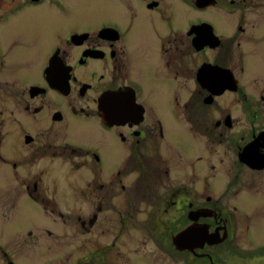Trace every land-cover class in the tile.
<instances>
[{"label":"flooded vegetation","instance_id":"af4514ba","mask_svg":"<svg viewBox=\"0 0 264 264\" xmlns=\"http://www.w3.org/2000/svg\"><path fill=\"white\" fill-rule=\"evenodd\" d=\"M101 1L0 0V264H264V0Z\"/></svg>","mask_w":264,"mask_h":264},{"label":"rangeland","instance_id":"374dc122","mask_svg":"<svg viewBox=\"0 0 264 264\" xmlns=\"http://www.w3.org/2000/svg\"><path fill=\"white\" fill-rule=\"evenodd\" d=\"M89 2H91L93 4V6L95 7L92 8L90 6H84L82 7L81 11H80V16L85 19V20H104V19H109L112 16L116 15L117 11H116V7H114V9H111L110 7L107 9H101V4H103V2L101 0H89ZM110 4V3H108ZM155 95L158 98H162L161 93H162V88H156V90L154 91ZM165 94V92H164ZM155 99V96H154ZM176 124V121L172 118L171 119V123L169 122V126L173 125V130H172V138H173V142L180 144V146L184 149V150H189L191 149V144H192V140L190 139L189 135L187 133H183L180 132L177 133L174 131V125ZM81 132H86L85 130V126H83V128L81 129ZM71 137L74 138L75 140H94V139H86L85 137L80 138V136L77 134V132H73L71 134ZM206 169V167H205ZM13 228L12 227H6L3 226L2 224H0V235L3 237V240H10L11 236L14 234V232L16 231V229L12 232ZM12 232V233H11Z\"/></svg>","mask_w":264,"mask_h":264},{"label":"water","instance_id":"95a60500","mask_svg":"<svg viewBox=\"0 0 264 264\" xmlns=\"http://www.w3.org/2000/svg\"><path fill=\"white\" fill-rule=\"evenodd\" d=\"M110 101H112V99H105L103 102H102V107H100V110L101 111H103V110H106L107 109V105H108V103L110 102ZM116 109V108H115ZM203 236V235H202ZM178 245V244H177ZM85 264H87V263H85Z\"/></svg>","mask_w":264,"mask_h":264}]
</instances>
